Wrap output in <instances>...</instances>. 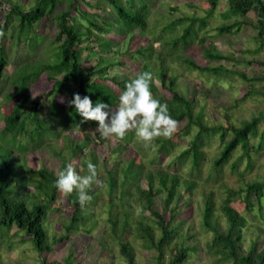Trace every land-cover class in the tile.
Wrapping results in <instances>:
<instances>
[{
    "label": "trees",
    "instance_id": "16d2710c",
    "mask_svg": "<svg viewBox=\"0 0 264 264\" xmlns=\"http://www.w3.org/2000/svg\"><path fill=\"white\" fill-rule=\"evenodd\" d=\"M210 2L212 8L218 4V0H210ZM228 2L229 6L222 11V16L224 18L235 16V19L219 25L220 32L231 33L239 30L243 25L252 24L259 29L257 39L264 46V1L228 0ZM85 3L97 9L103 8L104 3H106L110 7V13L104 15L97 10L90 11L85 7ZM59 4H63L61 8H58ZM251 10L257 13L256 22L247 19V14ZM149 13L150 0H96L94 4L90 0H36L35 4L28 10L23 9L21 2L14 3L6 14L5 24L0 22V29L6 35V26L9 21L13 17L19 20L17 29L11 33L12 38L18 39L17 45L26 41L30 46L29 49H31L32 44H34L32 43L34 42L33 38H42V45L34 44L36 52L34 51L33 55L27 59H24V55H22V61L18 58V63H16L12 73L21 64L22 71L15 78L14 74L9 83L7 80L6 83L2 82L3 78L9 74H4L8 60L3 43L0 45V86L4 87L7 84L14 86L10 93H5L3 96L0 94V118L4 122L3 128L0 130V241L5 236L3 234L8 235L9 231L16 227L17 232L22 233L23 237L31 238L34 248L40 255H43L41 264H79L73 253L59 262L51 261L45 255L53 250L55 244L68 240L73 231L79 230L81 225H85L93 217V213L89 203L83 209L81 208L76 193L67 196L68 204L73 208L70 221L64 224L65 232L63 234L51 239L45 222L48 211L61 193L54 184L58 172L65 170L70 163L63 160L58 172L46 167L35 169L27 163L24 155L15 153L13 147L19 141V136L27 137V139L22 140L24 147L31 148L45 143L49 146L51 144L45 138L50 134L54 137H63L64 145L63 147L60 146L62 149H49L62 155V158H65L62 153L65 147L73 156L77 157L83 154V150L90 144V133L86 132L84 138L75 139L70 136L71 131L63 133L54 122L66 124L71 130L87 126V122H82V117L75 111L74 106L68 104V101L73 98V94L78 93L81 97L89 96L94 106L98 100L108 103L114 110L118 107L119 96L125 90L126 83L135 78L138 73L151 72L153 96L162 104L168 105L172 118L178 122H186L184 128L188 134L192 133L194 126L197 127L181 155L182 157H189L194 176H198L202 161L206 158L202 147L216 134H219L224 144L219 155L213 159V170L218 172L231 158L238 146L244 148L245 153L250 155V148H252L250 140L257 135L259 123L264 119V113L254 116L250 120H243L241 125L230 124L226 127L221 124L210 125L204 121L203 110L196 109L197 98L180 91L177 88V76L168 72V57L179 58L189 67L213 75L215 81H219V78L231 72L223 65L203 66L183 51L194 42L198 35V27L207 23L205 17L183 15L167 23L164 30H173L179 23L187 22L182 33L162 36V39L159 36L161 41L159 50L153 47L151 42L146 43L141 33H134L136 41L133 43H140L137 47L128 46L123 53L138 60L143 59L141 68L132 73H114L111 77L107 75V72L114 65L125 64L118 55L119 51L114 49L115 40L109 34L112 32L116 34L132 33L136 28L143 30L148 24ZM51 15H53L54 23L59 28V32L52 38H47L43 33L34 30V23ZM82 18L87 23L84 29L82 28ZM132 37L134 38L133 35ZM205 40L206 35L200 37L199 40L204 58L209 60L228 58L216 44L213 42L207 44ZM84 52H86L85 55ZM37 53H39V58L36 56ZM153 54L156 56L157 62L152 59ZM93 56H96V61L92 65L89 66L83 61V57L92 58ZM240 74L247 79H256L250 78L244 73ZM119 76H123V79H119ZM44 78L50 86L32 98L31 89L35 86H43ZM109 79L117 84L118 89L107 82ZM156 79L170 91L169 97L164 98L161 95H156ZM64 90L68 91L65 98L68 104L67 109H62L61 102L58 101V95ZM250 93L247 91L244 97ZM41 97L49 100V108L45 114L40 112L44 105V100ZM14 100H16L15 103ZM133 133H128L124 140L129 141ZM260 134L261 141L255 147L256 151H260L264 146V129ZM228 135L230 136L228 137ZM171 145V139H163L158 151H166ZM138 147L142 154L149 153L150 148H145L143 144ZM91 153V159L82 161L83 169L86 172H88L87 162L89 160L94 165L97 163L94 149ZM174 162L177 163L178 158H175ZM73 166L77 167L76 165ZM119 169L123 175L120 184H118L116 175ZM141 174L147 179V187H142L137 181ZM17 176H21V178L17 180ZM194 176L192 175L191 178L181 177L178 171H169L163 166L148 168L144 162L130 157L123 166H114L106 172L110 191L109 206L112 209L113 207L124 206L125 203L130 204L127 196L133 195L132 189L135 187L136 198L142 203L143 208L140 212L141 218L136 222L135 230L147 248H156L160 262L165 256V248L168 247L172 239L182 238L181 225L183 220L177 219L176 216L180 213V200L187 202L196 186L197 178ZM180 183L184 187L177 189ZM29 185L32 186V190L28 189ZM117 185L122 187L119 196L114 193ZM164 191L167 193L163 200V210L160 211L154 207V197ZM243 191H246L244 198L246 206L253 209L259 205L260 217H264V180L251 181L246 187L239 190H227V197L219 205V209L227 221L226 230H220L217 227L218 218L214 215L216 204L213 192L206 193L203 211L204 224L207 229L214 231L209 247L215 249V252L221 255V259H231L233 264H264V243L259 248L260 237L253 240L249 248L242 247L240 243L246 220L245 216L231 202L235 195H240ZM251 193L257 196V204L250 201ZM89 195H94L92 189ZM175 199L177 203L169 206L170 202ZM144 210H149L151 214L155 215L157 221H145ZM165 210L169 212V219L164 215ZM130 218L131 216L124 209L120 219L112 213L110 220L114 234L118 232L121 234L130 230L132 228ZM155 227L161 230V235L158 238L154 233ZM91 228L92 224L90 223L85 232H90ZM120 250L126 257L128 264H137L134 258V250L126 239L120 241ZM195 251V246L187 245L185 241H178L171 248L169 264H181Z\"/></svg>",
    "mask_w": 264,
    "mask_h": 264
},
{
    "label": "rangeland",
    "instance_id": "374dc122",
    "mask_svg": "<svg viewBox=\"0 0 264 264\" xmlns=\"http://www.w3.org/2000/svg\"><path fill=\"white\" fill-rule=\"evenodd\" d=\"M16 2H21L23 9L28 10L35 4L36 0H1L0 22L2 24H5L7 19L6 14ZM90 2L94 4L96 0H90ZM228 3V0H218L217 6L212 8L210 0H150V13L147 18L148 24L143 30L136 28L132 33L116 34L112 32L109 34L115 40L113 44L114 49L119 51L118 55L125 64L114 65L107 72V75L111 77L114 73H132L141 68L142 58H140L142 60H138L135 57L132 58L123 53L128 46L137 47L140 43H133V41H136L134 33H141L146 43L151 42L153 47L159 50V43L161 42L159 36L162 39V36L165 37L170 34L178 35L183 32L187 22L179 23L173 30H164L167 23L183 15L205 17L207 23L204 26L198 27V35L195 37L194 42L183 51L203 66L208 65L214 67L223 65L227 69H230L231 72L219 78V81H215L213 75L203 73L199 69L191 68L179 58L168 57V72L177 76V88L183 93L197 98L198 103L196 109L203 110L204 121L210 125L221 124L225 127L230 124L241 125L243 120H250L254 116L261 115V113H264V46L257 39L259 29L252 24H246L241 26L239 30L231 33L220 32L219 25L235 19V16L229 18L222 16V11L229 6ZM62 5L59 4L58 8H61ZM103 6V8L97 9L85 3V7L88 10H97L104 15H109L110 7L106 3ZM247 15L248 20L252 22L257 21L258 16L256 11L251 10ZM81 21L83 23L82 28L84 29L87 23L83 18ZM18 24L19 20L13 17L6 26L5 38L0 40V45L3 43L5 47L8 60L4 74H9L6 78H3V83H6V80L9 83L14 74V78L20 75L22 64L14 73L12 72L18 60L20 59L22 61V55H24V59H27L36 52V43L42 45V38L40 37L33 38L34 42L32 43L35 45L31 43V49H29L30 46L26 41H22L17 45L18 39L16 37L12 38L11 33L14 29H17ZM34 30L43 33L47 38H52L59 32V28L54 23L53 15L48 16V18L43 17L42 20L34 23ZM203 35H206L205 43L213 42L228 58L215 60L204 58L201 50L202 45L199 42L200 37ZM36 56L39 58V53ZM155 57L153 54L152 59L157 62ZM83 61L90 66L92 63H95L96 56L92 58L83 57ZM240 73L256 79H247L241 76ZM122 77L119 76V79H123ZM107 82L118 89L117 84L113 83L111 79L107 80ZM42 83L43 86H35L31 89L32 98L50 86L49 82L47 80L45 81V78ZM156 85V95H161L164 98L170 96V91L158 79H156ZM13 88L14 86L10 84L4 87L0 86V94L3 96L5 93H10L13 91ZM247 91L249 93L251 91V93L244 97ZM67 93L68 91L64 90L58 95L59 102L63 98V102H61L62 109H67L68 106L67 100H65ZM41 99L44 100V105L40 112L45 114L49 108V100L45 99V97H41ZM13 102L15 103L16 100ZM54 122L63 133L71 131L70 136L75 139L84 138L86 132L90 133L91 141L83 150V154L77 157L75 155L73 156L67 147H65L62 151L65 158H62V155L54 153L49 149H62L60 146L63 147L64 145L63 137H54L50 134L46 136L45 140L51 145L48 146L45 143L41 146L31 148L28 146L24 147V143L22 142L27 137L19 136V141L13 147L15 153L24 155L27 163L35 169L46 167L56 172L59 171L63 160H67L70 164L77 166L75 169L78 174L84 176L89 173L83 169L82 161L91 159V152L94 149L97 157V163L95 165L98 173L97 178L101 184H94L92 187L94 195L88 205L91 207L93 217L85 225H81L79 230L73 231L68 240L55 244L52 251L47 254L45 253L46 255L44 254L46 258L54 262H59L70 253H73L76 260L79 261V264H128L126 257L120 250V241L126 239L134 250V258L137 264H169L171 248L178 241H185L187 245L196 247L195 253L181 264H233L231 259H221V255L216 253L215 249L209 247L214 236V231L207 229L204 224L203 211L205 194L210 191L213 192V198L216 204L214 215L218 218L217 227L220 230H226L227 221L219 209V205L227 197V190H239L246 187L251 181L264 180V146L260 151L255 150V147L261 141L260 132L264 129V119L259 123L257 135L250 140L252 144L250 155L245 153L244 148L238 146L234 150L231 158L218 172L213 170L212 163L213 159L219 155V151L222 149L224 143L220 139L219 134L214 135L202 147L206 158L202 161L201 169L197 177L193 174L194 172L189 157L181 156L183 150L190 142L192 135L197 130V127L194 126L192 133L188 134L184 128L186 122H179L178 131L171 138L172 145L166 151H158V147L164 139L158 138L155 141V150L149 147V153L146 154H142L138 150V146L142 143L136 139L134 133L129 141L103 139L100 133L96 131L98 122L88 121L86 127L75 128L73 130L67 127L66 124L58 123L57 121ZM3 125L4 122L0 118V130L3 128ZM129 157L144 162L148 168L163 166L169 171H178L181 177L191 178L193 175L197 178L196 186L193 192H191L190 198L187 202L182 199L179 202L180 213L176 217L177 219L183 220L181 225L182 238L176 237L172 239L168 247L165 248V256L161 262L158 259V251L156 248H147L143 239L137 235V230H135L136 222L141 218L140 212L143 210L142 203L136 198V192H134L135 187L132 189L133 195L127 196L130 204L125 203L124 206L113 207V209L109 206L110 191L108 180L106 179V172L114 166H123ZM175 158H178L177 163L174 162ZM116 175L119 181L118 184H120L123 178L122 171L119 169ZM20 178L21 176H17L16 179L19 180ZM137 181L142 187L148 186L147 179L143 174L138 177ZM183 187L182 183H180L177 189H182ZM28 189L32 190L33 188L29 185ZM121 192L122 187L117 185L114 193L119 196ZM166 193L164 191L162 194L154 197V207L160 211L163 210V200ZM245 197L246 191H243L242 194L235 195L231 202L245 216L246 220V226L242 230L243 238L240 243L242 247L249 248L253 240L260 237L261 242L259 243V248H261L264 243V217H260L261 210L259 205L253 209H249L246 206ZM249 198L250 201L256 204L258 203V198L254 193H251ZM175 203H177L176 199L172 200L169 206ZM123 209L131 216L130 223L132 228L121 234L120 232L114 234L110 220L111 215L112 213L114 215L116 214L120 219V217L122 218ZM72 210L73 208L68 204L67 196L60 193L58 200L52 204L51 209L48 211L45 222V227L51 239L65 232L64 224L70 221ZM144 213L146 215L144 218L145 221H157V217L151 214L149 210H144ZM164 215L167 219L170 218L168 210L164 211ZM90 223L92 224V228L87 233L85 231ZM154 233L157 238L160 237V228L155 227ZM3 235L5 236L0 241V264H41L43 255H40L34 248L31 238L23 237L22 233L17 232L16 227H13L8 235Z\"/></svg>",
    "mask_w": 264,
    "mask_h": 264
},
{
    "label": "clouds",
    "instance_id": "9594fccd",
    "mask_svg": "<svg viewBox=\"0 0 264 264\" xmlns=\"http://www.w3.org/2000/svg\"><path fill=\"white\" fill-rule=\"evenodd\" d=\"M5 32L0 29V40ZM152 73L145 71L138 73L125 85V90L119 96V104L112 109L108 103L97 101L95 106L87 95L73 94L68 101L75 111L82 117V122H98L96 131L103 139L122 141L128 133L134 132L136 139L145 148L155 150L158 138L171 139L178 131L179 122L172 118L168 105L161 103L151 91ZM63 102V98L61 99ZM88 175L77 173L72 164H68L63 171H59L54 186L64 195L76 193L78 202L83 209L93 199L89 195L93 185H99L96 166L87 162Z\"/></svg>",
    "mask_w": 264,
    "mask_h": 264
}]
</instances>
